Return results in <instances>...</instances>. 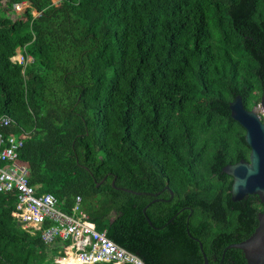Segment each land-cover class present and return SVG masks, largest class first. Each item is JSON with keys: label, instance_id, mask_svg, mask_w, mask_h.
Returning a JSON list of instances; mask_svg holds the SVG:
<instances>
[{"label": "trees", "instance_id": "trees-1", "mask_svg": "<svg viewBox=\"0 0 264 264\" xmlns=\"http://www.w3.org/2000/svg\"><path fill=\"white\" fill-rule=\"evenodd\" d=\"M263 86L264 0H0V130L22 139L28 183L66 211L79 195L145 264H204L194 238L207 264H245L222 249L263 205L230 203L221 167L249 150L228 101ZM13 204L0 191V264H49L55 244Z\"/></svg>", "mask_w": 264, "mask_h": 264}, {"label": "built area", "instance_id": "built-area-1", "mask_svg": "<svg viewBox=\"0 0 264 264\" xmlns=\"http://www.w3.org/2000/svg\"><path fill=\"white\" fill-rule=\"evenodd\" d=\"M18 3H13L12 8ZM31 12L35 14L36 10ZM10 58L17 62L30 60L29 55L23 57L19 51ZM10 121L7 115H0V128ZM21 144L20 137L0 130V191L13 192L12 214L24 229L36 232L44 243H56L49 264H145L136 253L111 240L99 220L87 216L80 206L79 195H74L66 211L56 205L50 192L35 193L34 185L26 178V163L17 158Z\"/></svg>", "mask_w": 264, "mask_h": 264}, {"label": "water", "instance_id": "water-1", "mask_svg": "<svg viewBox=\"0 0 264 264\" xmlns=\"http://www.w3.org/2000/svg\"><path fill=\"white\" fill-rule=\"evenodd\" d=\"M257 105L264 114V86ZM257 105L245 108L239 94H235L228 101L230 117L244 129L243 139L249 150L247 159L239 158L221 167L231 177L227 192V199L230 203L238 204L250 197H256L263 204V208L256 213V224L252 231L238 241L225 244L222 249L229 246L239 248L245 264H264V122L260 119ZM110 182L112 184V179ZM168 191L171 196V191ZM156 199L160 198L153 197L150 201ZM144 207L145 205L142 211ZM147 222L150 223L148 219ZM194 239L198 243L203 263L207 264L200 241L197 238Z\"/></svg>", "mask_w": 264, "mask_h": 264}, {"label": "rangeland", "instance_id": "rangeland-1", "mask_svg": "<svg viewBox=\"0 0 264 264\" xmlns=\"http://www.w3.org/2000/svg\"><path fill=\"white\" fill-rule=\"evenodd\" d=\"M52 1H55V0H52ZM27 5V3L26 2H24V1H21V2H19L18 4H17V6L15 7V9H13V12L11 11V10H8V11H6L9 15H13V16H15V13H18V12H20L21 10H23L24 9V7ZM34 12V11H33ZM257 111L259 112V116H260V118H264V114H263V112L261 111V109H260V107L258 106L257 107ZM55 245H56V243H54Z\"/></svg>", "mask_w": 264, "mask_h": 264}, {"label": "flooded vegetation", "instance_id": "flooded-vegetation-1", "mask_svg": "<svg viewBox=\"0 0 264 264\" xmlns=\"http://www.w3.org/2000/svg\"><path fill=\"white\" fill-rule=\"evenodd\" d=\"M263 205V204H262Z\"/></svg>", "mask_w": 264, "mask_h": 264}]
</instances>
